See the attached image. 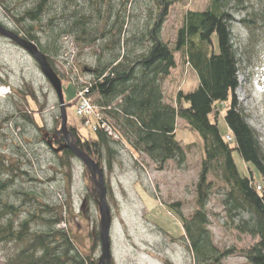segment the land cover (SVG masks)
<instances>
[{"label": "rangeland", "instance_id": "obj_1", "mask_svg": "<svg viewBox=\"0 0 264 264\" xmlns=\"http://www.w3.org/2000/svg\"><path fill=\"white\" fill-rule=\"evenodd\" d=\"M36 1L0 0V23L21 36L31 27L36 38L35 44L53 60L52 68L62 82L68 130L74 126L79 133L87 137L88 127L80 124V116H77L73 104L76 90L68 83H89L92 80L89 72L99 64L108 62L111 53L105 51V42L102 40L84 49L83 43L78 40V33L65 37L62 34L57 35L58 30L51 33L49 23L53 18H56L53 26L56 29L62 28L60 16L63 13L64 0H49L47 10L38 21L22 20L23 14L27 9H31ZM75 1L79 3L80 12L90 17L89 26L97 33L103 31V20L109 14L108 10L111 13L109 28L112 32L119 29L124 19L122 28L127 31L125 41L127 40L129 52L135 46L130 40L141 36L142 30L153 22L158 12L154 0H130L128 6H125L124 0H104L105 3L101 7L102 18H98L93 4L87 0ZM261 1L248 0L240 7H244L245 11L239 9L236 13V9L230 8L228 13L235 19L230 29L233 47L237 51L236 58L239 61L238 88L234 92L236 103L244 109L247 124L255 130L264 150V40L257 31V41L249 43L248 31L239 23L247 14L258 11ZM209 2L210 0H179V3L172 5L162 25L160 40L174 50L178 30L183 27L187 12L205 11ZM72 3L73 6L77 5L74 1ZM108 45L112 50L113 45ZM113 52L116 50L112 51V54ZM184 56V52L175 55L176 68L162 84L164 103L173 107L178 92L192 93L199 86L196 74L184 63ZM68 103L70 105L66 108ZM25 112L31 114L32 124L20 117V114ZM7 118L9 120L4 121ZM91 120H94L93 116ZM0 123V154L10 163H18L21 171H24V174L19 172L12 178L14 182L7 192L0 194V199L8 198L9 202L19 207V213L12 216L14 233L18 232L20 222L29 220L30 214L50 221L61 217L71 224L73 237L79 242V252L86 257L90 254L91 237L98 233L100 220L91 177L75 157L71 159L70 169L65 172L60 163L58 164L57 157L42 143L39 130L48 132L54 127H60L59 102L55 91L42 75L37 62L23 49L1 36ZM219 127L225 132L223 117L219 121ZM176 140L184 150V163L178 164V161L170 160L162 170H159L147 155L133 152L129 145L123 142L114 145L117 154L111 172H108L103 163L107 205L111 209L112 219L110 240L113 264H193L189 243L180 223L182 219H189L197 209L195 189L205 149L198 134L178 119ZM233 159L241 174L248 176L251 172L254 180L260 181L257 169L243 162L237 152L233 153ZM65 174L71 177L69 188L74 210L72 217L66 214L65 209H62L59 215L56 214L57 209L51 211L52 207L62 206L66 201L68 179ZM207 181L212 184V194L207 202L206 212L214 245L222 250L233 247L240 251L248 248L251 239L235 231L239 218L247 220L248 215L233 218L234 213L229 216L223 208L221 201L227 187L220 179L219 170L209 175ZM15 191L33 194L32 197L49 209H44L35 201L20 208L22 198L19 195L16 197ZM40 209L44 212L39 213ZM30 221L33 222L29 225L28 233H41L46 230V226L40 221ZM0 226H5V220L0 222ZM63 227L64 224L56 229ZM20 247L21 245L15 242L1 244L0 264L10 261ZM99 255L98 248L96 260ZM221 264L247 262L237 254L227 257Z\"/></svg>", "mask_w": 264, "mask_h": 264}, {"label": "trees", "instance_id": "obj_2", "mask_svg": "<svg viewBox=\"0 0 264 264\" xmlns=\"http://www.w3.org/2000/svg\"><path fill=\"white\" fill-rule=\"evenodd\" d=\"M73 1L77 3L75 0H64L61 26L59 24L62 28L56 29L53 26L56 18L50 20L51 33L58 30L57 35L62 34L63 37L78 33V40L83 43L84 49L102 40L105 42V51L111 53L108 62L99 64L89 72L92 78L89 83H68L76 90L73 103L75 111L86 101L94 107L95 115H98L97 118L94 115V120H91V116L78 119L83 127H88L87 137L74 126L69 128L75 144L101 167L104 163L108 172L112 171V163L117 154L114 145L119 142L129 145L133 152L147 155L162 170L170 160L178 161V164L184 163V150L176 140L177 119L183 121L203 140L205 149L195 189L197 209L189 219H182L180 223L189 243L193 264H221L227 257L237 254L247 264H264V150L255 130L247 124L244 109L236 103L234 92L238 88L239 61L230 29L235 19L228 13L230 8L236 9L237 13L248 0H210L205 11H188L183 27L178 30L174 50L160 40V35L164 20L169 15V8L179 3V0H154L157 15L142 30L141 36L130 40L135 45L130 52L127 40L125 41L127 31L122 28L124 19L119 29L112 32L109 28L111 13L108 10L109 14L103 20V31L97 33L89 26L90 17L80 12L79 3L73 6ZM87 1L95 6L97 17L102 18L101 7L104 0ZM124 1L125 6H128L130 0ZM48 2L49 0H37L23 14L22 20L38 21L47 10ZM258 6V11L247 14L239 22L248 31L249 43L257 41V31L264 40V0ZM244 9L240 10L245 11ZM118 18L119 15L116 20ZM115 23L118 25L116 21ZM16 34L35 44L36 38L31 27L22 36ZM109 43L113 45L112 50ZM39 50L52 68L53 60L43 50ZM114 50L116 52L112 54ZM178 52L185 53L184 63L196 74L199 86L192 93L178 92L173 107L164 103L162 84L176 68L175 55ZM69 105L68 103L66 108ZM20 115L24 121L32 124L29 112ZM222 117L225 132L219 127ZM8 120L9 118L4 119ZM102 125H107L113 136L101 129ZM226 137H230L231 142ZM42 143L46 146L43 140ZM234 152H237L243 162L257 169L260 181L254 180L251 172L248 176L239 172L233 159ZM53 154L65 172L70 169L71 159L75 157L71 152L63 150ZM21 169L18 163H10L0 154V194L7 192L17 173L24 174ZM218 170L221 181L227 187L221 201L223 208L229 216L234 213L233 218L248 215L247 220L239 218L235 226L236 232L252 241L248 248L240 251L233 247L222 250L215 246L209 230L206 207L212 194V184L207 178ZM65 177L68 179L66 201L62 206L52 207L51 211L57 209L56 214L59 215L65 209L66 214L72 217L74 210L69 188L71 177L68 174ZM15 195L22 198L20 208L35 201L44 209H49L32 197L33 194L15 191ZM18 209L8 198L0 199V222L5 220V226H0V245L9 242L21 245L19 251L5 264H97L95 255L100 246L98 233L91 237L90 254L85 257L79 252V242L73 237L71 224L61 217L50 221L30 214L29 220L20 222L18 232L14 233L12 216L19 213ZM40 212L44 211L40 209ZM30 220L40 221L46 226V230L28 233L29 225L33 222ZM62 224L63 229H56Z\"/></svg>", "mask_w": 264, "mask_h": 264}, {"label": "water", "instance_id": "obj_3", "mask_svg": "<svg viewBox=\"0 0 264 264\" xmlns=\"http://www.w3.org/2000/svg\"><path fill=\"white\" fill-rule=\"evenodd\" d=\"M0 36L9 42L14 43L20 49H23L32 59H34L41 70L42 75L50 83L53 91H55L57 102H59L60 112V127L56 130L52 137L57 141L58 148H54L52 142H46V146H49L55 154L63 150L71 152L75 158L86 168L89 176L91 177V187L95 194L96 206L99 214L98 225V238L100 241L99 252L100 255L97 259V264H111L112 251H111V209L107 205L105 186L104 167H101L98 163L91 160L82 150L75 144L73 135L68 130L67 115L65 112V101L63 98L62 82L58 78L57 74L51 68L48 59L40 52L39 48L34 43L29 42L27 39L18 36L11 30L3 27L0 24ZM62 136L64 143H61L59 137Z\"/></svg>", "mask_w": 264, "mask_h": 264}, {"label": "built area", "instance_id": "obj_4", "mask_svg": "<svg viewBox=\"0 0 264 264\" xmlns=\"http://www.w3.org/2000/svg\"><path fill=\"white\" fill-rule=\"evenodd\" d=\"M94 108V107H93ZM92 108L91 104L89 102H86L85 103H82L80 105V107L77 109V116H80V117H83V116H86V117H94L95 115V111L94 109ZM96 118L98 117V115H95ZM88 122V121H86ZM89 123V122H88ZM104 129L105 132H107L110 136H113V133L110 131L109 127H107V125H102L101 126V129ZM227 140L230 142L231 141V138L227 137ZM259 189V188H258Z\"/></svg>", "mask_w": 264, "mask_h": 264}, {"label": "flooded vegetation", "instance_id": "obj_5", "mask_svg": "<svg viewBox=\"0 0 264 264\" xmlns=\"http://www.w3.org/2000/svg\"><path fill=\"white\" fill-rule=\"evenodd\" d=\"M56 130H58V128H57V127H54V129H53L52 131L43 132V131L41 130L40 133H41V135H43L42 138H43V141H44V142H52V145H53L55 148H58L59 145L56 144L57 141L53 140V137H52L53 133H54ZM59 140H60L61 143H64V140H63V137H62V136L59 137Z\"/></svg>", "mask_w": 264, "mask_h": 264}]
</instances>
